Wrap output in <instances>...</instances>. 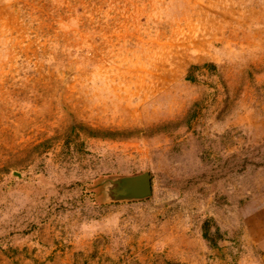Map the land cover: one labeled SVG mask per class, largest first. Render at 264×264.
<instances>
[{
    "label": "rangeland",
    "instance_id": "rangeland-1",
    "mask_svg": "<svg viewBox=\"0 0 264 264\" xmlns=\"http://www.w3.org/2000/svg\"><path fill=\"white\" fill-rule=\"evenodd\" d=\"M0 264H264V0H0Z\"/></svg>",
    "mask_w": 264,
    "mask_h": 264
},
{
    "label": "water",
    "instance_id": "water-1",
    "mask_svg": "<svg viewBox=\"0 0 264 264\" xmlns=\"http://www.w3.org/2000/svg\"><path fill=\"white\" fill-rule=\"evenodd\" d=\"M151 195V175L147 170L129 175L107 177L103 180V203L142 200Z\"/></svg>",
    "mask_w": 264,
    "mask_h": 264
},
{
    "label": "trees",
    "instance_id": "trees-1",
    "mask_svg": "<svg viewBox=\"0 0 264 264\" xmlns=\"http://www.w3.org/2000/svg\"><path fill=\"white\" fill-rule=\"evenodd\" d=\"M205 224H206V222L204 223V227H205ZM204 234H205V235H204L205 237L208 236V235H207V232H205V231H204Z\"/></svg>",
    "mask_w": 264,
    "mask_h": 264
}]
</instances>
